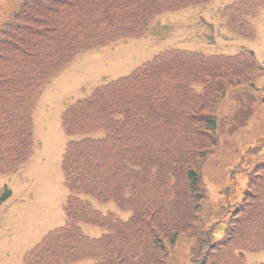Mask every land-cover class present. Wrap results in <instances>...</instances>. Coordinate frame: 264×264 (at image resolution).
Segmentation results:
<instances>
[{
  "label": "trees",
  "instance_id": "16d2710c",
  "mask_svg": "<svg viewBox=\"0 0 264 264\" xmlns=\"http://www.w3.org/2000/svg\"><path fill=\"white\" fill-rule=\"evenodd\" d=\"M211 0H21L0 24V174L33 153V110L44 85L78 54L143 36L158 14ZM264 0L227 6L225 25L253 37ZM263 68L252 51L206 55L172 49L98 88L63 115L66 224L50 231L23 264H166L171 245L194 229V264H236L243 250L264 249V158L247 173L225 234L207 225L199 169L218 147L216 111L227 92L254 87ZM238 170V169H237ZM236 171V170H235ZM234 171V172H235ZM11 196L5 188L0 204ZM114 202L128 220L93 206ZM83 223L106 229L99 238Z\"/></svg>",
  "mask_w": 264,
  "mask_h": 264
},
{
  "label": "rangeland",
  "instance_id": "374dc122",
  "mask_svg": "<svg viewBox=\"0 0 264 264\" xmlns=\"http://www.w3.org/2000/svg\"><path fill=\"white\" fill-rule=\"evenodd\" d=\"M233 1L236 0H212L203 6L159 16L147 36L85 51L46 84L34 110L33 157L17 171L0 174V190L8 187L12 191L0 204V264H22L28 250L47 232L65 223L68 191L61 160L69 137L63 131L61 116L69 105L89 96L97 87L130 74L167 48L206 54L252 50L264 66V7L253 21L256 36L243 38L222 26V10ZM20 3L21 0H0V24L9 20ZM256 85L261 90H243L240 95L244 99L239 94L229 96L220 109L222 147L205 166L209 203L204 219L207 223L218 221V236L225 233L223 224L232 217L245 188V174L239 177L241 171L231 169L239 162L253 165L264 156V70ZM233 183L235 188L230 186ZM226 186L228 189L222 192ZM97 206L103 212L114 211L121 218L130 215L114 202ZM83 229L94 237L103 233L98 225L84 224ZM193 230L183 232L173 246L165 241L169 251L166 264H194L190 255ZM241 259L242 255L238 264ZM244 264H264V251L248 253Z\"/></svg>",
  "mask_w": 264,
  "mask_h": 264
}]
</instances>
